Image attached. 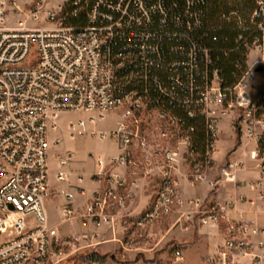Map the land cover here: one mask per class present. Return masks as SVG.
Masks as SVG:
<instances>
[{
    "label": "built area",
    "instance_id": "1",
    "mask_svg": "<svg viewBox=\"0 0 264 264\" xmlns=\"http://www.w3.org/2000/svg\"><path fill=\"white\" fill-rule=\"evenodd\" d=\"M199 3L185 0L179 11L177 3L168 5L164 0H88L87 25L75 28L65 24L62 5L57 12L45 13L49 27L31 25L42 20L41 5L12 23L6 0H0V264H59L62 250L80 241L60 238L45 206L52 195L49 151L52 144L62 142L61 138L51 141L50 135L60 130L62 114L87 115L68 123L70 137L113 140L118 149L107 159L93 155V179L99 188L81 214L68 209L67 220L75 217L96 228L120 230L130 240L127 244L140 242L150 227L182 203V177L204 181L215 164L223 110L237 105L243 111L240 120L249 126L257 144L251 158L260 161L264 174L259 149L264 140L260 114L264 94L250 96L245 80L251 70L229 94L222 90L216 71L208 83L203 77L199 84L196 46L182 44L167 50L168 40H187L185 31L201 26L199 12H194ZM80 4L74 2L75 7ZM189 16L192 20L183 27L184 17ZM248 49L264 52L263 40L257 39ZM113 114L119 118L115 129L96 127ZM189 117L205 121L208 141L203 155L194 144L195 128L188 124ZM72 160L67 151L58 155L59 182L69 180ZM236 166L231 164L230 169ZM186 168L190 175L182 174ZM152 180L157 185L152 203L135 215L128 206L142 185ZM61 193L73 199L65 190ZM189 204L198 209L201 224L227 223L222 264L249 255L255 246L260 252L250 254L251 262L264 264V227L230 220L232 202L205 207L200 200H190ZM252 237L262 238L256 242ZM54 247L60 249L58 253ZM175 254L178 259L182 256L179 251Z\"/></svg>",
    "mask_w": 264,
    "mask_h": 264
},
{
    "label": "rangeland",
    "instance_id": "2",
    "mask_svg": "<svg viewBox=\"0 0 264 264\" xmlns=\"http://www.w3.org/2000/svg\"><path fill=\"white\" fill-rule=\"evenodd\" d=\"M67 2L68 0H6V11L11 22L13 23L18 19L25 18V16L29 14L31 10L37 9L39 8V5H41L43 9V13L41 14L42 20L40 22L34 21L31 23V25L36 27H49V23L44 20L45 13L48 11L57 12L59 11V6H65ZM247 65L252 73L250 74V78L245 80V84H248L249 88H247V90L249 91L250 96L252 98H256L264 94V52L259 49L250 50L248 53ZM260 67L262 68V71H255ZM251 78L253 81H251ZM219 109L220 108H217L216 110ZM223 111L224 113H220L219 119L226 114L236 118L234 121L233 131L237 134V136L232 139V141H230V139H226V142H224L228 147V152L225 154V156H223L220 164L218 165L220 170L221 168L224 170H219L218 177H221L228 182H233L237 173L243 171L246 166V164H244L241 160L237 159L240 158L238 157L239 154L236 152L239 146L243 145L247 148V150L250 148L251 156L253 152H257V144L249 134V126L244 121L239 120L243 114V111L237 105ZM81 117H87V115L82 113H65L60 116V130L57 132H52L50 136L51 141H53L56 137H61L62 142L58 146H54L52 144L49 151V159L53 162L54 155L57 152L67 150V152L73 155L70 168H72L74 172L89 173L92 172L94 168V160L91 156L94 154L102 156L112 155L116 150V142L109 139H99L89 136L70 137V133L67 128L68 123L70 121H76ZM118 120L119 118L116 116V114H113L105 121L98 122L96 127L98 129L112 130L117 127ZM225 133H229V130L226 127L224 129V134L222 135L225 136ZM218 141L219 136L217 137L216 142L215 164L218 158V150L223 148L222 144L219 146L220 148L218 147ZM253 161L255 167L259 169L260 161L254 159ZM215 164L213 168L206 171L203 182H195L189 176H184L181 179H187L191 184L194 185L206 183L209 187H214L216 185V183L213 181V170L215 169ZM231 164H237V166L233 169H230ZM183 173L190 175L191 171L186 168L182 170V174ZM75 182L76 180L73 178L72 183L75 184ZM262 183H264V174L261 172V179L259 183L255 184L251 188L253 191L258 192L259 199L264 200V190L262 188L264 184ZM145 184L152 186L154 185L155 189L157 187L156 184H153V180L151 182L147 181ZM182 200L183 201L181 204L179 203L174 207L171 214L165 216L161 220L157 221L152 227H150L148 233L144 235L145 237L141 239L140 242L127 244L130 242V240H125V237L120 230L116 229V232H113L110 227L106 226L101 231L96 232L92 231L93 227L90 225V223L84 224V220L82 219H76L75 221L71 222L64 221L63 216L59 212V208L62 206L61 199L55 197V202H46V209L50 223L58 226L60 238H67L69 236L81 237L79 242H73L72 246H67L62 250L63 256H61V261L59 264H214L216 262L222 264V261H185L183 259L184 257L181 252L183 245L186 243L189 244L196 242L197 239L200 238V234H197V231L193 233L187 232V228L182 223L191 216L199 219V214L197 213L198 209L195 206L190 205L189 201L200 200L202 203L204 202L205 207L209 206L210 203H208L207 199L199 197ZM132 203L133 202H131L128 206V208L130 207V211H132ZM82 212L83 210H79L77 212L78 214L76 215L78 216ZM174 215H178V218L175 221H172V217ZM199 223L201 226L220 225L222 223L226 224L224 221L219 224L208 223L204 225L201 224L200 221ZM85 235L88 236L87 240L82 238V236ZM252 238L257 242L262 237ZM59 250V248L54 247V252L58 253ZM177 251H179L182 255L180 259L176 257L175 252ZM249 252L254 255L258 254L260 251L255 246V248ZM250 254L236 257L235 261H237L238 264H256V262H251L253 261V255ZM53 259L57 260V258ZM241 259H247L248 261H241ZM235 261H226V264H233ZM56 262L57 261H48L45 263L25 264H56Z\"/></svg>",
    "mask_w": 264,
    "mask_h": 264
},
{
    "label": "crops",
    "instance_id": "3",
    "mask_svg": "<svg viewBox=\"0 0 264 264\" xmlns=\"http://www.w3.org/2000/svg\"><path fill=\"white\" fill-rule=\"evenodd\" d=\"M227 116V117H226ZM236 118H233L229 114L222 116L218 120V147L222 144L223 148H218V158L215 164V169L213 170V181L216 183L214 187H209L208 184H191L187 179H181L180 181V193L182 199H190L193 197L204 198L208 200L209 205L212 204H225L226 202H232V205L229 208V219L234 222H244L249 225H255L258 228L264 227V200L259 199V194L256 191H253L251 187L255 184H258L261 179V172L253 164V159L250 156L251 150L243 145L239 146L236 151L239 155L237 158L246 164L243 171L238 172L235 176L233 182H228L219 175L218 165L221 162V159L228 152V147L225 145L226 139H234L237 134L233 131L234 121ZM240 120V119H239ZM238 120V121H239ZM237 122V121H236ZM236 126V123H235ZM228 128L229 133L224 134V129ZM61 137L54 138V141ZM62 139V138H61ZM55 146V145H54ZM64 152L67 150H63ZM59 151L54 155L53 162L50 161L48 156L49 163V185L52 195L46 200V202H55L54 198L58 197L61 199V205L59 208L60 214L63 216L64 221H75L77 218L73 217L70 220H67L66 211L72 209L74 214H78L79 210H83L89 201L92 199L94 193L98 190L99 185L94 181L93 174L96 171V163L94 160V168L92 172L82 173L74 172L70 165L68 167L69 171V180L67 182H59L57 180V172L59 171L57 164V157L59 154L63 153ZM118 154V149L116 145L115 152L110 156L95 155L96 157L101 156L103 158H109L116 156ZM244 155V156H243ZM71 164V163H70ZM51 167V169H50ZM227 170V169H226ZM220 171H224L221 168ZM217 174V176H216ZM78 177H82V181H78ZM75 178V184L72 183V179ZM264 184V183H262ZM264 190V186L262 187ZM155 186L144 184L137 191V196L132 203V211L135 215H138L145 211L152 203L153 196L155 193ZM65 190L67 193L73 195V199L70 200L66 195L62 194L61 191ZM46 206V204H45ZM47 212V209H46ZM48 216V213H47ZM178 218V215L172 217V221H175ZM49 220V216H48ZM50 223V220H49ZM93 227L92 231H101L103 228H96L91 222H84V224H89ZM187 228V232L193 233L197 231V234H200V238L196 242L186 243L183 245L182 255L185 261H222L220 259V253L223 250V246L227 238V223H222L220 225H208L201 226L199 219L191 216L187 220L182 222ZM51 226L56 227L58 231V226L51 224ZM87 232V231H85ZM188 235L190 236V234ZM79 234V233H78ZM59 235V233H58ZM188 236V238H189ZM60 237V235H59ZM63 237V236H61ZM70 237V236H69ZM79 237V236H75ZM88 236H82V238ZM81 238V237H79ZM241 261H248L247 259H241Z\"/></svg>",
    "mask_w": 264,
    "mask_h": 264
},
{
    "label": "trees",
    "instance_id": "4",
    "mask_svg": "<svg viewBox=\"0 0 264 264\" xmlns=\"http://www.w3.org/2000/svg\"><path fill=\"white\" fill-rule=\"evenodd\" d=\"M76 0H69L63 9L65 24L75 28L87 25L88 0H80L75 7ZM166 4H175L179 11L185 7V0H164ZM261 3V4H260ZM74 11H77L74 15ZM199 12L201 26L185 31L187 40L170 39L167 41V50L170 47L185 44L187 47L196 46L199 50L197 58V79L202 84L205 77L207 83L216 71L221 79L223 91L233 90L243 76L248 72L249 47L257 39L264 42V0H200L194 12ZM173 15L175 12L172 13ZM192 20L184 17V25ZM262 26V27H261ZM204 51L207 54H204ZM178 58V54L169 55ZM184 76V74H183ZM263 108L260 114L264 115V97L260 103ZM181 114L182 111H180ZM179 113V114H180ZM188 124L194 126V144L197 152L205 153L208 133L205 121L199 118H188ZM260 155H264V140L259 143Z\"/></svg>",
    "mask_w": 264,
    "mask_h": 264
},
{
    "label": "water",
    "instance_id": "5",
    "mask_svg": "<svg viewBox=\"0 0 264 264\" xmlns=\"http://www.w3.org/2000/svg\"><path fill=\"white\" fill-rule=\"evenodd\" d=\"M256 71L257 72L262 71V68L260 67V68L256 69Z\"/></svg>",
    "mask_w": 264,
    "mask_h": 264
}]
</instances>
